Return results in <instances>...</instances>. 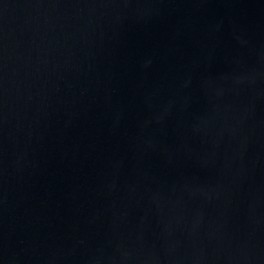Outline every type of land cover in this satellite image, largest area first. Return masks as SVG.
<instances>
[{"label": "water", "instance_id": "1", "mask_svg": "<svg viewBox=\"0 0 264 264\" xmlns=\"http://www.w3.org/2000/svg\"><path fill=\"white\" fill-rule=\"evenodd\" d=\"M0 264H264V0H0Z\"/></svg>", "mask_w": 264, "mask_h": 264}]
</instances>
